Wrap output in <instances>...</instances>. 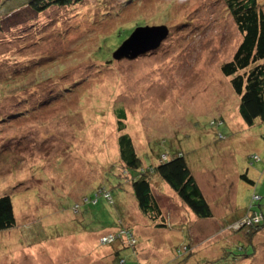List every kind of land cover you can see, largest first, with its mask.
Returning <instances> with one entry per match:
<instances>
[{
    "label": "rangeland",
    "instance_id": "374dc122",
    "mask_svg": "<svg viewBox=\"0 0 264 264\" xmlns=\"http://www.w3.org/2000/svg\"><path fill=\"white\" fill-rule=\"evenodd\" d=\"M25 2L0 0V195L9 194L15 215V225L0 231V264H264V229L253 238L230 229L252 203L264 214V121L244 125L235 74L222 73L241 41L224 1L81 0L41 13ZM259 5L264 11V0ZM160 25L168 34L156 49L114 55L135 27ZM219 118L221 138L210 126ZM122 133L144 161L167 146L204 160L196 175L213 218L188 221L154 174L167 227H149L118 155ZM246 171L254 185L240 177ZM112 182L120 195L111 212L134 232L127 239L90 220L106 212L110 197L96 193L114 195ZM181 223L191 256L175 254ZM216 245L221 253L213 259L218 253L207 252ZM240 253L248 257L233 263Z\"/></svg>",
    "mask_w": 264,
    "mask_h": 264
},
{
    "label": "trees",
    "instance_id": "16d2710c",
    "mask_svg": "<svg viewBox=\"0 0 264 264\" xmlns=\"http://www.w3.org/2000/svg\"><path fill=\"white\" fill-rule=\"evenodd\" d=\"M80 1L81 0H26L25 3L31 10L36 13H41L52 6L64 7L76 4ZM223 1L232 16L239 33L241 34V41L238 44L232 58L222 64L221 70L225 76L235 74L231 79V85L234 92L239 97L238 113L244 125L251 126L257 119L264 121V11L262 5H259V0ZM240 71L243 72L239 73ZM6 79L7 81H10L12 78L7 75ZM116 117L118 129L122 130L124 128L125 120V113L123 109L119 108L116 110ZM223 125H225V122L222 118L210 121V126L215 129L219 138L224 137V134L218 131V126L220 127ZM117 144L120 160L131 173L130 183L132 196L137 203L138 209L144 215H147L151 221L149 227L155 230L165 229L167 227L165 224V218L159 207V203L157 202L151 189L150 181L152 180V176H154V174L158 175L160 179L172 190L176 199L184 207L187 215L185 218H187L188 221L194 219L213 218L214 215L212 206L214 204L209 202L203 193L201 185L199 184V179L196 175L200 169L203 168L204 160L199 159V162L198 160H190L184 150L173 149V147L167 146L169 150L168 152L161 151L160 153H156L157 156L152 157L153 159L147 156V161H144L139 155H137L131 137L127 133L119 135ZM149 149L150 151L148 152L155 154L151 146ZM251 158V160L258 159V156L254 155ZM143 163H148V166L146 165V168H141V166L144 165ZM240 177L253 185L255 184L254 181L248 177L247 171L245 174H241ZM117 183L118 182L114 183L116 184L115 187H113L115 188L114 195L111 194L109 188L108 190L106 189V191L101 188L96 193L97 195L100 193H102V195L107 194L110 197V200L106 196L105 197L109 202V205L106 207V212L91 211L90 220L92 224L100 221L101 225L97 228L100 231H104L103 233L115 232L120 234L119 231L122 230L123 233L120 235H126L124 238L127 239V236H131L132 234L130 233L134 232L130 228L122 226L118 222L119 217H114L111 212V208L115 210L113 205L116 204L114 198L120 195ZM221 194L225 196L222 192ZM222 195L221 197H223ZM259 198L260 197L258 195H253V201ZM95 199L96 201L93 204L97 203V197H95ZM90 201L92 203V200ZM253 205L254 204L252 203L247 208L245 215H242V219L240 221L241 226L236 229L233 227L230 228L232 230V234L239 233L243 236V234L246 233L247 235L250 234V236L253 235V238L260 230L264 229V214L262 211L252 209ZM101 220L103 222H101ZM184 222L188 223L186 221ZM14 225L15 215L11 197L6 193L1 194L0 231L10 229ZM188 231L189 227L184 226V223L179 225V235L184 239L181 246L175 249V254L179 257L183 255L191 256V254L195 253L194 250L191 251L190 243L192 237ZM187 241H189V243H187ZM136 243L137 239L135 238V241L129 244V247L133 244L136 245ZM223 244L228 245L224 242ZM218 247L216 245L211 252H207L211 254L218 253L216 256L214 255V257L211 258L214 259L220 257L219 254L221 252H219ZM120 251L121 249L118 250L117 258H121L119 262L122 263L124 260L122 257H119ZM228 254V251L223 252L221 257L225 258ZM233 256L234 257H232V259L234 263L240 262L243 258H247L248 254L240 253ZM208 257L210 258V256ZM246 263L249 264L248 261Z\"/></svg>",
    "mask_w": 264,
    "mask_h": 264
},
{
    "label": "water",
    "instance_id": "95a60500",
    "mask_svg": "<svg viewBox=\"0 0 264 264\" xmlns=\"http://www.w3.org/2000/svg\"><path fill=\"white\" fill-rule=\"evenodd\" d=\"M168 34L165 26H139L135 27L131 34L123 40L114 55L121 52L131 59L145 51L156 49L163 38Z\"/></svg>",
    "mask_w": 264,
    "mask_h": 264
}]
</instances>
